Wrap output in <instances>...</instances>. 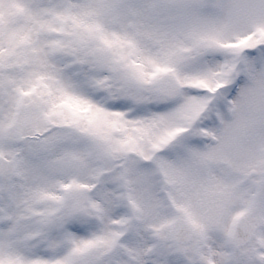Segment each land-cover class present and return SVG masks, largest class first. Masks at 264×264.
Segmentation results:
<instances>
[{
	"label": "snow or ice",
	"instance_id": "obj_1",
	"mask_svg": "<svg viewBox=\"0 0 264 264\" xmlns=\"http://www.w3.org/2000/svg\"><path fill=\"white\" fill-rule=\"evenodd\" d=\"M0 264H264V0H0Z\"/></svg>",
	"mask_w": 264,
	"mask_h": 264
}]
</instances>
